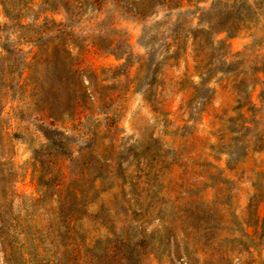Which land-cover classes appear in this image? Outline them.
<instances>
[{"label":"rangeland","instance_id":"rangeland-1","mask_svg":"<svg viewBox=\"0 0 264 264\" xmlns=\"http://www.w3.org/2000/svg\"><path fill=\"white\" fill-rule=\"evenodd\" d=\"M170 1L144 18L121 0H0V264H15L6 259L12 247H37L41 263L28 264H264V76L253 68L264 61V22L228 41L215 35L231 54L244 52L246 68L218 75L212 97L197 105L198 78L186 72L204 54L192 30L212 0ZM156 21L166 22L171 39L177 27L185 33L190 56L164 65L149 101L137 79L147 53L143 24ZM49 53L65 73L51 101L67 112L54 120L38 88L39 80L52 87ZM70 65L88 90L73 113ZM41 124L67 132L80 158L55 159L51 192L33 172L34 151L45 143ZM91 151L94 158H81ZM116 155L131 182L95 179L107 171L103 159ZM82 167L88 174L69 180Z\"/></svg>","mask_w":264,"mask_h":264},{"label":"trees","instance_id":"trees-1","mask_svg":"<svg viewBox=\"0 0 264 264\" xmlns=\"http://www.w3.org/2000/svg\"><path fill=\"white\" fill-rule=\"evenodd\" d=\"M123 1L128 2L132 12L144 18L154 16L160 5L171 2L170 0H121V2ZM198 14L199 26L197 30H192V32L195 33L196 37H201V40L204 41L206 45L202 57L194 59V72L191 75H188V70L186 72V78H198V81L192 82L194 86V97L192 99V103L200 105L205 104L212 97L214 93L212 81L218 75H230L246 68L247 61L244 59V52L231 54L226 41L234 39L244 32L252 33L261 26L264 22V0H212L208 8H199ZM182 15H186V13H178L177 17ZM165 26L166 22L161 21H156L153 24H143L141 41H143V45L145 46L147 53L140 66L137 81L139 84L138 90H145V94L149 101L152 99L154 94V82L157 80L164 65L169 61L179 60L181 56H186V59L190 56L188 53L189 47L187 46L189 39L184 38L185 33L177 27L175 30L177 33L176 37L171 39V37H167L166 35L168 28H165ZM154 29H156L155 35L152 34ZM216 34H225L227 40L224 42L215 41ZM253 34V40H256ZM251 47L252 45L248 46L247 50ZM112 55H114L117 60L124 59V55L116 53H112ZM130 56L131 53H126L125 59L127 60ZM47 62L48 71L46 79L50 81L52 87H47L44 81L39 80V83L41 84L38 88L42 91L43 96L45 95L48 100H50L46 103L45 110L49 113L51 119L54 120L57 117H65L67 112V110L60 111L57 104L51 101L56 99L58 96V86L63 83L62 79L64 78L63 74L65 73L59 60V55L56 53H49L47 55ZM39 67L40 63L35 57L33 62L30 64L29 69L31 71L29 78L32 79L34 74L35 76L38 75ZM253 68L257 73H262L264 76V61L261 67H257V64H255ZM91 71L92 73L96 72V70L93 69ZM67 72L72 75L74 79L73 83L75 84L70 91L72 103L70 110L72 108L73 113L75 111L76 103L82 101L84 102L88 90H83V88L79 86V71L74 68V65H70ZM57 81H60V83H56ZM261 85L264 88V81L261 82ZM248 100L249 104L252 105L250 96H248ZM192 117L193 114H191V120ZM39 129L45 138V143L39 149L34 151L33 172L37 179V183L45 188L47 192H51L53 188L56 187L55 182L59 174L54 166L55 159H66L69 162L74 163L80 158L75 155L74 149L69 144L71 136H69L67 132L55 127L54 125L45 124L39 125ZM90 155L93 157L94 152L91 151L89 155H81V158L85 156L88 157ZM117 155L112 159L105 158L103 161L100 160L104 163L103 165H106L104 168L107 171H99L95 179L102 176H111V178L116 176V178H119V181L124 184L131 182L127 169L123 167V163H118ZM85 168L86 167H82L79 172L75 171L73 174L70 172L72 177L69 180L75 182L79 180L80 177L86 175L88 169ZM65 178L67 179V177ZM58 184H60V188L64 183L61 181ZM65 196L66 194L59 196L61 203L69 197ZM126 208L128 213L133 210L131 204ZM76 222L77 219H75L72 223L74 225L72 228L73 230L76 227ZM25 233L27 234L26 240H30L31 245H33L35 239L34 236H32V229L26 230ZM12 252L15 256H13L12 259V255H8L7 253L8 257L6 259L8 262L13 260V262L15 261V264L41 263L40 260L37 259V247H30L28 251L23 253H17L16 248L12 247ZM25 255H28L29 258L26 259Z\"/></svg>","mask_w":264,"mask_h":264}]
</instances>
